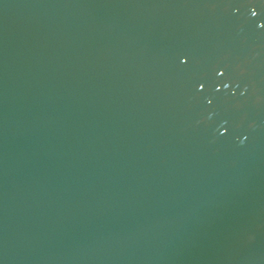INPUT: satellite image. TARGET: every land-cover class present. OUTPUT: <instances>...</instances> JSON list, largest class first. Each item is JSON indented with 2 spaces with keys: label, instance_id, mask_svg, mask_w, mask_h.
I'll list each match as a JSON object with an SVG mask.
<instances>
[{
  "label": "water",
  "instance_id": "obj_1",
  "mask_svg": "<svg viewBox=\"0 0 264 264\" xmlns=\"http://www.w3.org/2000/svg\"><path fill=\"white\" fill-rule=\"evenodd\" d=\"M0 264H264V0H0Z\"/></svg>",
  "mask_w": 264,
  "mask_h": 264
}]
</instances>
